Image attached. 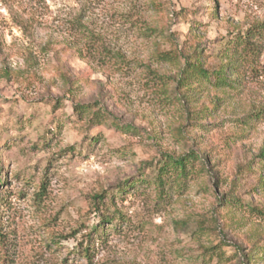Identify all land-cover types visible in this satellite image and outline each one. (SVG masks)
<instances>
[{
  "label": "rangeland",
  "instance_id": "obj_1",
  "mask_svg": "<svg viewBox=\"0 0 264 264\" xmlns=\"http://www.w3.org/2000/svg\"><path fill=\"white\" fill-rule=\"evenodd\" d=\"M263 152L264 0H0V264H264Z\"/></svg>",
  "mask_w": 264,
  "mask_h": 264
},
{
  "label": "trees",
  "instance_id": "obj_2",
  "mask_svg": "<svg viewBox=\"0 0 264 264\" xmlns=\"http://www.w3.org/2000/svg\"><path fill=\"white\" fill-rule=\"evenodd\" d=\"M237 42L238 44H243L242 50H238L239 45H237L233 50L231 49V53L226 50L224 58H226L227 60H224L223 58L221 65L213 70L204 65V58L202 57L203 53L201 48L196 47L194 50L183 52L182 56L185 59V64L182 66V77L180 78L179 87L186 88L190 86L194 78H204L205 81H212V83L217 86L221 84L230 86L229 83L236 80V78L233 77V73L237 71H239L240 73L242 69H245V64H242L240 62H247L249 59V55L255 54L256 51H258L255 47L256 44H254L251 39V34L249 31L244 35H239V39H237ZM228 72L231 73V77H228ZM186 156L197 158V155L193 152L190 154H186ZM260 156L264 161V152L261 153ZM171 162L174 166L185 169L187 159L184 156H180L177 158H173ZM260 185L264 186V180H261ZM99 227V225L92 226L86 234L88 238L87 245L84 246V242H80L79 246L77 247L79 254L84 256L89 261H91L93 257L92 248L95 247L94 234L99 229ZM2 229L3 224L0 221V243H3L5 241L4 236L6 235V233H4ZM245 256L247 259L246 262L253 259L252 254H247Z\"/></svg>",
  "mask_w": 264,
  "mask_h": 264
}]
</instances>
